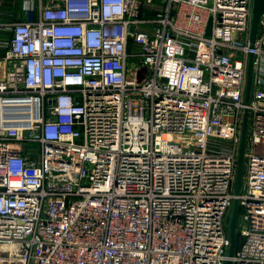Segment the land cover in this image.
I'll list each match as a JSON object with an SVG mask.
<instances>
[{
  "label": "built area",
  "instance_id": "2783aa9c",
  "mask_svg": "<svg viewBox=\"0 0 264 264\" xmlns=\"http://www.w3.org/2000/svg\"><path fill=\"white\" fill-rule=\"evenodd\" d=\"M251 7L48 0L36 20L0 23V264H223L234 198L246 225L232 264H264V14L251 46Z\"/></svg>",
  "mask_w": 264,
  "mask_h": 264
},
{
  "label": "water",
  "instance_id": "95a60500",
  "mask_svg": "<svg viewBox=\"0 0 264 264\" xmlns=\"http://www.w3.org/2000/svg\"><path fill=\"white\" fill-rule=\"evenodd\" d=\"M262 14H264V0H252L251 17H250V28H249V42L252 46L256 37L259 33V22ZM252 69H253V54L249 52L246 72V86L244 101L246 104L249 102L251 93V80H252ZM247 117L248 109L245 108L243 112L242 125L240 131V143L237 156L236 175L234 183V193L239 194L242 189V174H243V163H244V152L246 144V131H247ZM239 204L238 199L234 198L231 209L229 211L227 220V230L229 235V247L227 250V257L223 261V264H232L230 257L233 255L236 248V237H237V226L239 224L246 225V221L242 218L238 219Z\"/></svg>",
  "mask_w": 264,
  "mask_h": 264
},
{
  "label": "crops",
  "instance_id": "0c3cea01",
  "mask_svg": "<svg viewBox=\"0 0 264 264\" xmlns=\"http://www.w3.org/2000/svg\"><path fill=\"white\" fill-rule=\"evenodd\" d=\"M48 0H0V23L15 21L36 20L39 15L40 5H44ZM9 37L7 31L0 30V41ZM4 48L0 44V57Z\"/></svg>",
  "mask_w": 264,
  "mask_h": 264
},
{
  "label": "rangeland",
  "instance_id": "374dc122",
  "mask_svg": "<svg viewBox=\"0 0 264 264\" xmlns=\"http://www.w3.org/2000/svg\"><path fill=\"white\" fill-rule=\"evenodd\" d=\"M246 180V166H245V162L243 163V174H242V183H243V187H244V183ZM241 214H242V208H239V213H238V219L241 218ZM244 227V225L239 224L237 226V232L239 233L241 231V229Z\"/></svg>",
  "mask_w": 264,
  "mask_h": 264
},
{
  "label": "trees",
  "instance_id": "16d2710c",
  "mask_svg": "<svg viewBox=\"0 0 264 264\" xmlns=\"http://www.w3.org/2000/svg\"><path fill=\"white\" fill-rule=\"evenodd\" d=\"M240 244V233L237 232V237H236V247Z\"/></svg>",
  "mask_w": 264,
  "mask_h": 264
}]
</instances>
